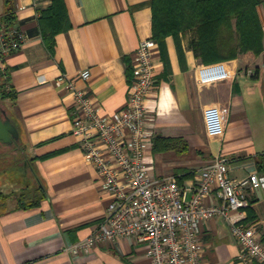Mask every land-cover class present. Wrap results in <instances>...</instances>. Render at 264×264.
Instances as JSON below:
<instances>
[{
  "label": "crops",
  "instance_id": "obj_1",
  "mask_svg": "<svg viewBox=\"0 0 264 264\" xmlns=\"http://www.w3.org/2000/svg\"><path fill=\"white\" fill-rule=\"evenodd\" d=\"M64 1L70 27L55 35L50 51L38 17L51 0H0V17L9 4L22 34L20 47L5 58L17 99L13 105L3 103L9 104L27 152L36 158L46 195L40 206L29 209L10 202L0 215V264H149L146 245L135 237L99 242L85 254L66 248L92 233L112 200L72 133L77 101L69 84L84 90L104 117L125 106L135 51L142 40L153 39L152 0ZM257 12L260 54L247 51L206 63L194 52L191 32L179 34V43L167 35L152 49L155 86L145 105L154 126L146 162L155 176L181 177L187 199L200 170L219 157L227 159L232 178L264 175L257 164L264 156V0ZM215 62H225L229 77L202 83L198 66ZM85 69L90 71L87 80L80 77ZM221 126L222 135H207L208 129ZM156 135L181 139L185 146L154 151ZM219 201L216 195L206 199ZM249 201L241 222L254 224L264 244V189L249 192ZM200 239L202 264H244L224 218L202 220Z\"/></svg>",
  "mask_w": 264,
  "mask_h": 264
},
{
  "label": "built area",
  "instance_id": "obj_2",
  "mask_svg": "<svg viewBox=\"0 0 264 264\" xmlns=\"http://www.w3.org/2000/svg\"><path fill=\"white\" fill-rule=\"evenodd\" d=\"M21 41L20 30L15 26L7 29L0 17V73L6 71L7 54L17 50ZM155 45L152 38L139 43L126 104L109 117L98 112L84 90L69 84L77 101L72 133L102 176L112 200L92 233L66 249L85 254L99 242L135 237L146 245L149 264H202L200 222L219 216L230 225L239 245L238 259L244 264H264V244L256 227L241 222L244 209L250 205L249 192L264 189V175L254 172L232 178L227 159L219 157L200 170L193 195L187 199L175 176H155L149 171L145 153L152 145L154 123L145 100L155 86ZM197 73L202 83L230 75L225 62L200 64ZM89 76L88 69L80 72L83 80ZM223 133V126L207 130L208 136ZM213 195L220 201L206 203Z\"/></svg>",
  "mask_w": 264,
  "mask_h": 264
},
{
  "label": "trees",
  "instance_id": "obj_3",
  "mask_svg": "<svg viewBox=\"0 0 264 264\" xmlns=\"http://www.w3.org/2000/svg\"><path fill=\"white\" fill-rule=\"evenodd\" d=\"M260 3L261 0H152L153 39L162 44L167 35H172L179 43V34L191 32L194 52L206 63L234 58L247 51L260 54L263 51L262 27L257 12ZM1 19L7 29L14 27L16 16L9 4ZM38 22L44 43L52 51L55 35L70 27L65 1L51 0L50 6L38 17ZM9 80L7 71L0 73V101L13 105L17 92ZM0 115L3 116L1 111ZM9 116L20 136L11 143L0 141V145L6 147L0 151V182L12 181V178L21 180L23 185L16 196L17 206L23 209L38 207L46 195L34 165L36 158L27 152L18 120L13 114ZM180 144L185 146L181 139L160 135L153 138L154 151L179 148ZM257 164L263 171L264 156L258 158ZM176 178L180 184L182 178ZM11 196V192L0 190V215L8 209ZM247 211L251 216V209L247 208Z\"/></svg>",
  "mask_w": 264,
  "mask_h": 264
},
{
  "label": "rangeland",
  "instance_id": "obj_4",
  "mask_svg": "<svg viewBox=\"0 0 264 264\" xmlns=\"http://www.w3.org/2000/svg\"><path fill=\"white\" fill-rule=\"evenodd\" d=\"M0 110H4L6 111V113L8 115H12V112L9 110V104H5L3 103V101H0ZM6 147L3 145H0V151L5 150ZM23 183H21V180L17 179H13L12 181H6V180H2V182H0V190L3 192H11V198L8 201L7 205L9 206L10 202L16 203V196L17 194L20 192L21 187H22Z\"/></svg>",
  "mask_w": 264,
  "mask_h": 264
},
{
  "label": "water",
  "instance_id": "obj_5",
  "mask_svg": "<svg viewBox=\"0 0 264 264\" xmlns=\"http://www.w3.org/2000/svg\"><path fill=\"white\" fill-rule=\"evenodd\" d=\"M3 116L0 115V141L11 143L19 138V130L11 121L10 116L6 111H2Z\"/></svg>",
  "mask_w": 264,
  "mask_h": 264
},
{
  "label": "flooded vegetation",
  "instance_id": "obj_6",
  "mask_svg": "<svg viewBox=\"0 0 264 264\" xmlns=\"http://www.w3.org/2000/svg\"><path fill=\"white\" fill-rule=\"evenodd\" d=\"M1 112L3 111V110H0Z\"/></svg>",
  "mask_w": 264,
  "mask_h": 264
}]
</instances>
